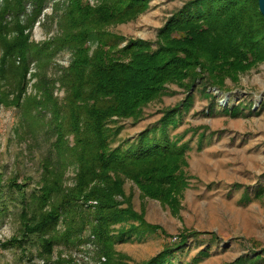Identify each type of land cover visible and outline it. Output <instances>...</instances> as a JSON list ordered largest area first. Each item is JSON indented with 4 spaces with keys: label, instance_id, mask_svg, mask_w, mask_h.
I'll return each instance as SVG.
<instances>
[{
    "label": "rangeland",
    "instance_id": "rangeland-1",
    "mask_svg": "<svg viewBox=\"0 0 264 264\" xmlns=\"http://www.w3.org/2000/svg\"><path fill=\"white\" fill-rule=\"evenodd\" d=\"M70 1L0 0V264H111L91 228L73 227L60 201L61 193L75 186L77 169L57 154L55 117L46 98L65 95L57 80L71 53L52 41L69 28ZM101 1L86 0L91 6ZM186 1L152 0L137 19L109 30L127 39L156 41L159 29ZM21 30L29 37L23 47L30 60L18 69L15 37ZM42 51L52 57L36 60ZM200 87L175 130L192 148L179 163L182 189L172 204L143 195L126 180L135 209L161 228L115 244L114 253L126 255L129 264L176 248L190 233L197 237L176 251V264H264V62L241 74L237 83L227 79L222 91L211 87L215 98L203 95ZM169 90L172 94L145 109L141 121L122 122L127 126L115 145L158 121L163 109L189 94L177 84ZM236 106L237 116L226 113L225 108ZM246 191L250 196L243 199ZM82 203L87 208L97 204ZM260 255L263 260L256 262Z\"/></svg>",
    "mask_w": 264,
    "mask_h": 264
},
{
    "label": "trees",
    "instance_id": "trees-1",
    "mask_svg": "<svg viewBox=\"0 0 264 264\" xmlns=\"http://www.w3.org/2000/svg\"><path fill=\"white\" fill-rule=\"evenodd\" d=\"M151 1L102 0L91 6L71 0L69 28L52 41L55 48L68 49L71 60L57 80L64 97L50 94L46 101L55 117L57 154L77 169L75 186L61 193L66 208L60 212L73 227L91 228L111 264H129L126 255L114 253L116 243L161 229L135 209L126 180L134 181L143 195L171 204L182 189L177 171L192 147L175 130L191 109L197 86L215 98L211 87L222 91L227 79L237 83L241 74L264 62V16L258 0H187L159 29L156 41L127 39L109 30L137 19ZM15 39L20 60L15 68L20 69L30 60L28 47H23L29 37L21 30ZM43 52L36 60L52 57ZM171 84L188 90L186 100L166 107L158 121L115 145L127 126L122 122L141 121L151 103L172 94ZM225 111L232 116L241 112L238 106ZM249 196L246 191L242 198ZM89 201L97 204L84 207L82 202ZM117 224L122 226L113 234ZM191 236L197 237L185 235L176 248L169 246L140 264H176V251Z\"/></svg>",
    "mask_w": 264,
    "mask_h": 264
},
{
    "label": "water",
    "instance_id": "water-1",
    "mask_svg": "<svg viewBox=\"0 0 264 264\" xmlns=\"http://www.w3.org/2000/svg\"><path fill=\"white\" fill-rule=\"evenodd\" d=\"M258 1H259V9L264 16V0H258Z\"/></svg>",
    "mask_w": 264,
    "mask_h": 264
}]
</instances>
